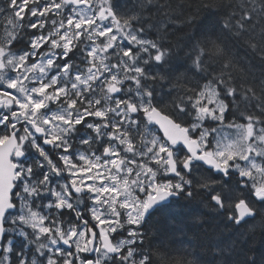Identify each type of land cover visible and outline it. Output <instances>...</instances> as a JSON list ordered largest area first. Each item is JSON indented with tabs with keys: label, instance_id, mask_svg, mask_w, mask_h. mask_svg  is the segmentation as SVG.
Listing matches in <instances>:
<instances>
[{
	"label": "snow or ice",
	"instance_id": "snow-or-ice-1",
	"mask_svg": "<svg viewBox=\"0 0 264 264\" xmlns=\"http://www.w3.org/2000/svg\"><path fill=\"white\" fill-rule=\"evenodd\" d=\"M217 7L174 44L158 0H0V264H264V0ZM197 198L237 238L155 243Z\"/></svg>",
	"mask_w": 264,
	"mask_h": 264
},
{
	"label": "trees",
	"instance_id": "trees-1",
	"mask_svg": "<svg viewBox=\"0 0 264 264\" xmlns=\"http://www.w3.org/2000/svg\"><path fill=\"white\" fill-rule=\"evenodd\" d=\"M139 0H135V6ZM229 0H158L160 4L170 5L167 11L177 17L175 21L174 34L170 37L174 44H180L191 31L182 23L190 15L195 14L197 22L204 20L205 25L211 26L221 15L218 5L227 4ZM207 6V7H206ZM166 19V17H164ZM178 29V30H176ZM260 28L256 29V39L259 40ZM229 55L247 71L259 76L262 65L258 55L253 54L250 47L243 42L230 41ZM231 119V117H229ZM198 199L191 205L184 203L173 205L164 213H158L153 219L163 229L155 243L164 241L173 247H183L190 252L198 253L199 256L209 258V243L215 244L218 241L230 243L236 239L238 233L229 237L231 228H225L220 219L205 215L208 209L198 205ZM200 216L201 222L197 224L195 217ZM208 221V223H203ZM239 232L248 238L250 247L259 249L264 246V212L258 215L255 220L243 225ZM190 242V243H189ZM192 258V257H189Z\"/></svg>",
	"mask_w": 264,
	"mask_h": 264
},
{
	"label": "rangeland",
	"instance_id": "rangeland-1",
	"mask_svg": "<svg viewBox=\"0 0 264 264\" xmlns=\"http://www.w3.org/2000/svg\"><path fill=\"white\" fill-rule=\"evenodd\" d=\"M135 0H120V4L127 10L135 6Z\"/></svg>",
	"mask_w": 264,
	"mask_h": 264
}]
</instances>
